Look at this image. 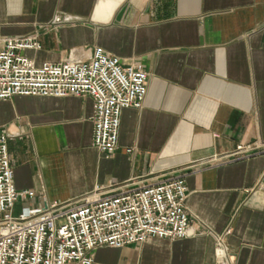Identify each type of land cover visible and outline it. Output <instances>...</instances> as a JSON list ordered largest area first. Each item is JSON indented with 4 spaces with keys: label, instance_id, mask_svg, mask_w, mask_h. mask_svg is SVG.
I'll return each instance as SVG.
<instances>
[{
    "label": "crops",
    "instance_id": "1",
    "mask_svg": "<svg viewBox=\"0 0 264 264\" xmlns=\"http://www.w3.org/2000/svg\"><path fill=\"white\" fill-rule=\"evenodd\" d=\"M27 36L38 65L102 47L150 77L109 157L93 144L91 97L0 100L16 187L37 193L23 205L185 175L192 236L101 247L94 264H264V158L212 160L264 151V0H0V49Z\"/></svg>",
    "mask_w": 264,
    "mask_h": 264
},
{
    "label": "built area",
    "instance_id": "2",
    "mask_svg": "<svg viewBox=\"0 0 264 264\" xmlns=\"http://www.w3.org/2000/svg\"><path fill=\"white\" fill-rule=\"evenodd\" d=\"M0 49V100L15 96L91 97L93 144L106 156L119 148L121 117L126 108L141 109L148 94L149 73L138 60L122 59L95 47L86 58L70 56L42 65L22 53L40 49L36 36L8 37ZM10 135L0 131V264H94L101 247L121 248L150 239L186 238L194 234L187 207L185 175L143 184H97L75 201L43 205L18 203L34 199L33 189L19 190L9 152ZM128 151H131L129 149ZM261 155L243 144L212 160ZM223 242L221 241V244Z\"/></svg>",
    "mask_w": 264,
    "mask_h": 264
},
{
    "label": "bare ground",
    "instance_id": "3",
    "mask_svg": "<svg viewBox=\"0 0 264 264\" xmlns=\"http://www.w3.org/2000/svg\"><path fill=\"white\" fill-rule=\"evenodd\" d=\"M218 254L220 255V257L222 258V257H224L225 255H226V251L224 250V249H220L219 251H218Z\"/></svg>",
    "mask_w": 264,
    "mask_h": 264
},
{
    "label": "rangeland",
    "instance_id": "4",
    "mask_svg": "<svg viewBox=\"0 0 264 264\" xmlns=\"http://www.w3.org/2000/svg\"><path fill=\"white\" fill-rule=\"evenodd\" d=\"M22 204H23L22 202L21 203H18V206H17L18 211L21 209Z\"/></svg>",
    "mask_w": 264,
    "mask_h": 264
}]
</instances>
